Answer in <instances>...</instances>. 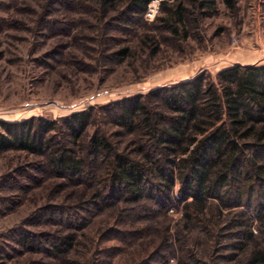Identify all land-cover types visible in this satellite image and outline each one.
Returning <instances> with one entry per match:
<instances>
[{"label": "rangeland", "instance_id": "1", "mask_svg": "<svg viewBox=\"0 0 264 264\" xmlns=\"http://www.w3.org/2000/svg\"><path fill=\"white\" fill-rule=\"evenodd\" d=\"M50 2L0 0L1 120L59 119L203 71L215 78L228 67L264 63V0H234L233 7L224 0L205 7L201 0H155L135 24L110 11L107 16L117 21L106 26L108 17L97 8ZM178 4L185 21L168 25ZM56 20L70 26H55ZM124 47L128 57L113 59L112 52ZM100 128L119 151L131 140L112 123ZM41 160L14 151L0 156V264H248L252 251L264 248L253 208L225 209L215 218L210 207L204 226L188 223L182 202L166 214L155 207L138 213L137 204L113 199L88 203L101 185L51 177L34 169ZM179 188L177 183V198ZM49 206L60 215L50 218ZM242 210L254 219L253 242L237 238ZM25 232L36 244L22 245ZM49 235L70 236L73 247L56 258L46 247L53 241Z\"/></svg>", "mask_w": 264, "mask_h": 264}, {"label": "trees", "instance_id": "2", "mask_svg": "<svg viewBox=\"0 0 264 264\" xmlns=\"http://www.w3.org/2000/svg\"><path fill=\"white\" fill-rule=\"evenodd\" d=\"M49 1L51 5L63 3L70 9L79 6L88 12L97 8L102 17H108L105 26L113 20L107 16L110 11H117L125 24H135L155 2ZM224 1L229 7L234 6V0ZM215 2L201 0V5ZM184 14L183 5L178 4L165 21L171 26L184 23ZM63 22L56 20L54 25L70 26V21ZM128 55L129 47H124L111 56L114 59ZM107 122L120 129V137L131 139L121 151L100 128ZM91 126L97 128L89 135ZM11 151L43 159L34 163V169L51 177L75 185H101L88 203L100 205L113 199L137 204L138 213L150 212L155 207L166 214L182 202L188 223L204 226L210 222L205 217L211 213L210 207L215 218L222 217L225 209L248 207L256 211L263 237L264 63L228 67L215 78L203 71L193 79L157 88L146 95L99 108L92 106L59 119H0V156ZM98 168L100 173L96 172ZM177 183L178 198L174 192ZM57 211L60 215L58 208H46L50 218H55ZM240 213L243 216L237 238L240 243L253 242L257 239L252 231L254 219L243 210ZM49 236L53 241L46 247L56 258L73 247L70 236ZM34 238L32 233L25 232L21 243L36 244ZM167 241L171 240L164 242ZM248 264H264V248L253 250Z\"/></svg>", "mask_w": 264, "mask_h": 264}]
</instances>
